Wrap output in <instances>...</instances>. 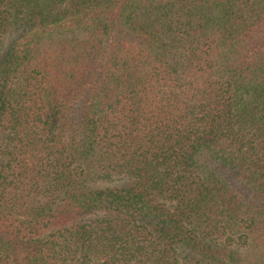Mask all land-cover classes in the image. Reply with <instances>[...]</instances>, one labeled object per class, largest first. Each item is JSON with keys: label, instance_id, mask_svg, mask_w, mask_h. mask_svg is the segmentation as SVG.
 Returning a JSON list of instances; mask_svg holds the SVG:
<instances>
[{"label": "trees", "instance_id": "1", "mask_svg": "<svg viewBox=\"0 0 264 264\" xmlns=\"http://www.w3.org/2000/svg\"><path fill=\"white\" fill-rule=\"evenodd\" d=\"M0 264H264V0H0Z\"/></svg>", "mask_w": 264, "mask_h": 264}]
</instances>
